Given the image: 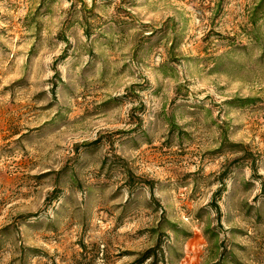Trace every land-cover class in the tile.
Here are the masks:
<instances>
[{
  "label": "rangeland",
  "instance_id": "1",
  "mask_svg": "<svg viewBox=\"0 0 264 264\" xmlns=\"http://www.w3.org/2000/svg\"><path fill=\"white\" fill-rule=\"evenodd\" d=\"M0 264H264V0H0Z\"/></svg>",
  "mask_w": 264,
  "mask_h": 264
},
{
  "label": "trees",
  "instance_id": "2",
  "mask_svg": "<svg viewBox=\"0 0 264 264\" xmlns=\"http://www.w3.org/2000/svg\"><path fill=\"white\" fill-rule=\"evenodd\" d=\"M126 173H127V178H128V184H129V185L134 184L135 181H133V179H132V177H131V175H130V172L127 171ZM217 192H219V190H218ZM217 192H216V193H217ZM214 208H215L216 212H218V206H217L216 203H214Z\"/></svg>",
  "mask_w": 264,
  "mask_h": 264
}]
</instances>
